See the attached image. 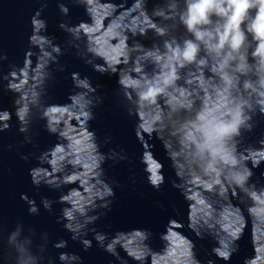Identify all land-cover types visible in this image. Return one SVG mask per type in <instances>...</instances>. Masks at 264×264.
<instances>
[{
    "label": "clouds",
    "instance_id": "obj_1",
    "mask_svg": "<svg viewBox=\"0 0 264 264\" xmlns=\"http://www.w3.org/2000/svg\"><path fill=\"white\" fill-rule=\"evenodd\" d=\"M47 2L30 18L32 47L22 64L9 63L7 73L3 65L9 57L0 44V84L14 94L18 131L24 134L19 147L34 144L35 121H43L44 129L57 137L29 169L36 188L61 190L56 200L41 196L43 208L51 214L54 204L62 205L57 222H63L71 239L84 250L94 239L120 264L128 261L118 249L137 264H203L194 241L180 231L185 225L175 218L160 233L159 250L151 246L153 234L147 228L110 234L94 227L111 211L116 196L117 182L105 178L104 163H131V157L123 147L102 151L111 137L100 140L90 130L94 109L104 97L98 93L101 85L93 86L88 76L73 71L69 102H50L54 72L66 67L59 57L74 49L94 71L117 76V103L135 120L147 183L160 191L166 180L165 166L149 144L157 138L175 171L172 185L189 202L187 226L196 236L215 240L211 254L224 262L239 251L238 242L250 230L254 255L243 264H264V184L253 180L254 169L264 164V0H154L151 11L149 0H131L123 7V0H71L88 17L76 24L70 22L69 7L57 0L67 18L59 23L68 34L63 48L46 34L41 13ZM150 32L151 45L136 38ZM12 117V111L0 109V133L11 130ZM258 130L259 138L250 142L249 134ZM29 155L20 153V158ZM20 199L30 215L40 214L34 197L22 192ZM49 243L47 231L26 229L23 222L8 230L0 206V264H56L57 259L80 264L74 252L50 255ZM51 243L55 249L68 246L64 239Z\"/></svg>",
    "mask_w": 264,
    "mask_h": 264
},
{
    "label": "water",
    "instance_id": "obj_2",
    "mask_svg": "<svg viewBox=\"0 0 264 264\" xmlns=\"http://www.w3.org/2000/svg\"><path fill=\"white\" fill-rule=\"evenodd\" d=\"M37 0H0V44L8 54V61L4 62L3 72L7 73L9 63L22 64L26 51L32 47L29 44V36L32 33L30 18L40 7ZM70 9V22L78 23L80 20H88L83 7H79L71 2V0H62ZM154 0H149L148 8L151 11ZM131 0H123L121 7ZM42 18L47 20V35L55 37V43L62 48L68 34L59 28L63 17L58 10L57 0H48L47 6L41 13ZM145 45H151L152 33L148 37H136ZM131 43V40L129 41ZM33 51L38 49L33 48ZM35 61L36 57H32ZM61 64L66 65L64 71H55V83L49 89V95L52 97L50 102L65 103L68 101V95L73 89L71 73L73 71L80 72L81 76H88L93 86L101 85L98 93L104 97V102L94 109L95 119L90 121V130H94L100 140L105 136H110L111 141L102 147V151L107 152L110 148H116L119 151L123 147L131 157V163L121 161L113 163L108 160L103 167L106 170V179L116 181L113 185L116 192L114 203L111 211L106 216L96 222L98 230L114 234L117 230H130L133 228H147L152 232L151 246L159 250L162 247L160 233L165 230V226L170 218L181 221L185 226L180 229L186 236L196 244V252L198 258L207 264L208 259L215 261V264H243L246 257L254 255V249L251 243L250 230H246L243 238L238 242L239 251L233 255L229 262L218 260L211 254V249L215 245V240L205 235L203 238L196 234L187 226L188 219V201L172 185V180L177 179L174 169L170 166L161 141L152 138L149 141L151 150L156 157L164 164L165 184L162 190L157 191L152 188L145 179L143 166L140 163V156L143 151L142 143L137 140L134 134L135 120L129 118L127 113L117 103L115 95L118 84L115 74H101L93 70L91 65L85 64L82 59L76 56L75 50L70 49L61 57ZM53 68L55 66L53 65ZM6 83V82H2ZM14 94L4 90L0 84V109H8L13 112V127L8 132L0 133V206H2L4 223L8 230L15 227L17 222H23L25 228L35 226L38 233L47 231L50 237L49 254L53 257L58 256L60 251L74 252L81 257L80 264H120L115 257L105 252L97 246L93 239L91 248L84 250L79 241L71 239V233L62 227V223L57 222L62 205L54 204L53 213L47 212L40 203L41 196H47L49 199L56 200L61 194V190L49 188L41 185L36 188L29 175V169L36 166L38 161L35 156L57 142V137L49 134L43 127V121H35L32 126V134L34 135V144L25 143L19 147L24 139V134L18 131L17 118L13 106ZM264 127V125H262ZM259 138V130L256 134H249L250 142ZM9 144L14 145L12 150H7ZM20 153L29 155L28 160L20 158ZM255 176L253 180L259 178L260 183L264 184V164L254 169ZM133 177L135 183H133ZM66 190V189H65ZM27 193L30 197L36 199L40 206L39 215H30L28 213V205L20 199L21 193ZM157 201L164 204V208L157 205ZM235 202V201H234ZM250 227V226H249ZM89 239L93 238L90 232ZM60 239L68 241L65 249H55L51 242H58ZM120 255L124 257L128 264H137L136 261L127 257L122 249H118ZM56 264L60 262L56 261Z\"/></svg>",
    "mask_w": 264,
    "mask_h": 264
}]
</instances>
